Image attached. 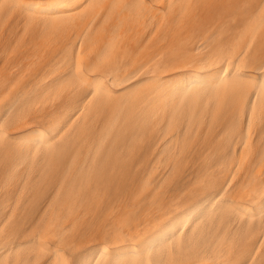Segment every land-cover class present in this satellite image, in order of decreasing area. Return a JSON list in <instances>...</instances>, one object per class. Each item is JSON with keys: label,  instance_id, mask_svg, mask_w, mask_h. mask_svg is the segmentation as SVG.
I'll return each instance as SVG.
<instances>
[{"label": "bare ground", "instance_id": "6f19581e", "mask_svg": "<svg viewBox=\"0 0 264 264\" xmlns=\"http://www.w3.org/2000/svg\"><path fill=\"white\" fill-rule=\"evenodd\" d=\"M0 264H264V0H0Z\"/></svg>", "mask_w": 264, "mask_h": 264}, {"label": "rangeland", "instance_id": "374dc122", "mask_svg": "<svg viewBox=\"0 0 264 264\" xmlns=\"http://www.w3.org/2000/svg\"><path fill=\"white\" fill-rule=\"evenodd\" d=\"M37 122H38V123H37ZM37 122H36V123H37L40 127H43V124H42L41 121H38V120H37ZM15 133H17V132H15ZM198 152H200V151H198ZM202 152H203V150H202ZM200 153H201V152H200ZM183 170H184V171H183L184 173H187V172H188L187 170H185V168H184ZM177 184L180 185V183H177V182H176V184L173 183V184L171 185V186L174 188V190H175L174 192H177V191L179 190V188H180V186L177 185ZM177 187H178V188H177ZM174 192H173V193H174ZM174 194H175V193H174Z\"/></svg>", "mask_w": 264, "mask_h": 264}]
</instances>
